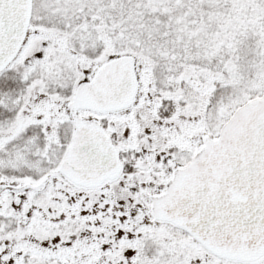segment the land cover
<instances>
[{"label":"snow or ice","instance_id":"1","mask_svg":"<svg viewBox=\"0 0 264 264\" xmlns=\"http://www.w3.org/2000/svg\"><path fill=\"white\" fill-rule=\"evenodd\" d=\"M0 264H264V0H0Z\"/></svg>","mask_w":264,"mask_h":264}]
</instances>
